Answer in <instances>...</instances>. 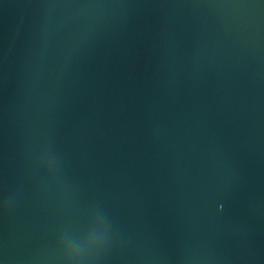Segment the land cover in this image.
<instances>
[{
  "label": "water",
  "instance_id": "obj_1",
  "mask_svg": "<svg viewBox=\"0 0 264 264\" xmlns=\"http://www.w3.org/2000/svg\"><path fill=\"white\" fill-rule=\"evenodd\" d=\"M0 264H264V0H0Z\"/></svg>",
  "mask_w": 264,
  "mask_h": 264
}]
</instances>
